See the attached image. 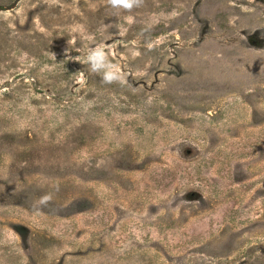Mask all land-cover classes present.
<instances>
[{
    "label": "rangeland",
    "instance_id": "374dc122",
    "mask_svg": "<svg viewBox=\"0 0 264 264\" xmlns=\"http://www.w3.org/2000/svg\"><path fill=\"white\" fill-rule=\"evenodd\" d=\"M0 264H264V0H0Z\"/></svg>",
    "mask_w": 264,
    "mask_h": 264
},
{
    "label": "clouds",
    "instance_id": "9594fccd",
    "mask_svg": "<svg viewBox=\"0 0 264 264\" xmlns=\"http://www.w3.org/2000/svg\"><path fill=\"white\" fill-rule=\"evenodd\" d=\"M142 0H109L110 6L114 9H122L131 11L134 7H138ZM106 57L101 48H97L93 51H90L87 56V61H90L92 63V68L95 69L100 66H106L107 71L104 73L102 79L104 83H112L113 81H121L124 82L122 77L120 76L119 70L116 68V66L107 63L105 65H102V61H105ZM81 76H83V73H80ZM43 201H47L50 199L49 196H45L42 198Z\"/></svg>",
    "mask_w": 264,
    "mask_h": 264
}]
</instances>
